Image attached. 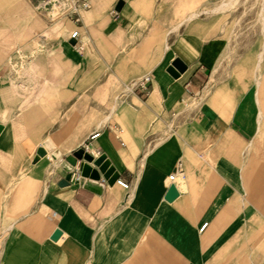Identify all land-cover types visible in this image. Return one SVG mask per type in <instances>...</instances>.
<instances>
[{"label":"crops","instance_id":"0c3cea01","mask_svg":"<svg viewBox=\"0 0 264 264\" xmlns=\"http://www.w3.org/2000/svg\"><path fill=\"white\" fill-rule=\"evenodd\" d=\"M116 1L69 20L81 40L80 29L92 42L133 40L120 60L131 72L106 64L104 116L98 87L85 82L94 72L14 74L0 64V264H264V67L227 76L197 13L181 22L188 34L160 41L139 34L136 3L115 11ZM259 18L256 70L262 7ZM60 52L82 63L68 37ZM46 142L58 159L37 154ZM84 145L128 189L102 176L76 182V169L66 181L60 162ZM171 186L177 196L166 200Z\"/></svg>","mask_w":264,"mask_h":264},{"label":"rangeland","instance_id":"374dc122","mask_svg":"<svg viewBox=\"0 0 264 264\" xmlns=\"http://www.w3.org/2000/svg\"><path fill=\"white\" fill-rule=\"evenodd\" d=\"M110 1L112 0H99L93 3L88 0L90 8L98 7L102 12L110 9ZM120 1L123 6L125 0H117L116 4ZM127 1L137 4L134 7L140 21L136 26L142 30L139 32L141 37L153 33L160 41L170 42L178 35L189 33L186 31V24L181 22L190 13H197L195 21L204 27L200 36L219 53L220 72L229 76L233 72L241 71L242 68L251 73L259 72L264 67L262 63L258 70L255 69L261 49L259 14L262 0H236L232 5L229 4L233 0ZM225 1L228 2L222 4V7L226 8L218 12L213 11L219 2ZM35 2L36 0L0 1V64H5L8 71L14 74L35 72L42 76L46 71L94 72L96 77L85 82L90 83L89 86L98 87L99 114L104 116L109 109L111 96V93L103 90L109 78L106 64H109L111 71L118 76L131 72L130 63H127L128 57L123 64L120 60L134 52L133 40H129L127 35L125 42L122 43L99 40L92 42L87 38L86 32L80 29L84 45L82 63L76 66L69 65L61 56L60 46L74 26L66 18L50 21L47 15L36 9ZM178 23L176 30H170ZM22 28L28 30L26 37L20 36ZM36 33H47L50 36V43L37 42L34 39ZM31 39L34 40L36 48L32 45ZM53 56L57 58L56 61L51 60ZM261 146L264 148L263 144ZM82 150L86 152L83 148ZM258 164L264 167V157L258 159Z\"/></svg>","mask_w":264,"mask_h":264},{"label":"water","instance_id":"95a60500","mask_svg":"<svg viewBox=\"0 0 264 264\" xmlns=\"http://www.w3.org/2000/svg\"><path fill=\"white\" fill-rule=\"evenodd\" d=\"M122 7V1L118 2L114 9L115 11H119ZM72 43V41L70 42ZM173 66L176 69L180 70V67L173 63ZM1 129V126H0ZM25 149L27 152H30L32 147L28 144H25ZM49 153L53 159H58V152L48 144L47 142L43 144L42 148L37 149V154L39 156H44L46 153ZM86 160V162H84ZM93 167H91V165ZM60 166L66 172V181L69 180L72 172L76 169L79 173V182L85 181V185H90L91 180H98L100 176L102 178L109 180V183L114 182L117 177L113 175V168L111 167L109 161L106 159L104 155H100L96 158L92 157V155L84 152L82 149L75 151L72 155L64 158L60 162ZM177 196V192L173 186L169 187L167 194L165 196L166 200H172ZM60 233L58 230L54 231L51 239L56 240L59 237Z\"/></svg>","mask_w":264,"mask_h":264},{"label":"built area","instance_id":"2783aa9c","mask_svg":"<svg viewBox=\"0 0 264 264\" xmlns=\"http://www.w3.org/2000/svg\"><path fill=\"white\" fill-rule=\"evenodd\" d=\"M36 9L40 11L43 15H47L50 21H57L63 18L68 20H77L78 18V10H87L89 8L88 0H36ZM79 20V19H78ZM34 39L42 44H46L47 41L50 40V36L46 33H36L34 35ZM69 42L72 41L71 46L72 48L79 54L83 51V42L80 38L78 28L72 30L68 36ZM98 133H94L90 135L89 139L96 138ZM87 146L84 145L83 149L87 152ZM75 171V170H74ZM74 171L72 172L71 176H74ZM77 171V170H76ZM79 173L77 172L76 176H74V180L79 182ZM174 179V175H169L167 180L172 182ZM115 183L121 186L124 189H128L129 184L120 180L116 179ZM205 227V224L201 226V229Z\"/></svg>","mask_w":264,"mask_h":264},{"label":"bare ground","instance_id":"6f19581e","mask_svg":"<svg viewBox=\"0 0 264 264\" xmlns=\"http://www.w3.org/2000/svg\"><path fill=\"white\" fill-rule=\"evenodd\" d=\"M236 0H233L229 5H232V4H234V2H235ZM262 9H264V0H262ZM192 16H190V18H191ZM188 18V17H187ZM264 27V26H263ZM264 35V34H263ZM258 57H260V56H258ZM144 79H147V78H144ZM143 79H141V81H142Z\"/></svg>","mask_w":264,"mask_h":264}]
</instances>
